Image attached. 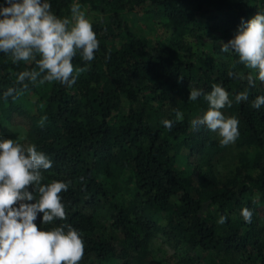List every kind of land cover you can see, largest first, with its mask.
<instances>
[{
  "label": "trees",
  "instance_id": "1",
  "mask_svg": "<svg viewBox=\"0 0 264 264\" xmlns=\"http://www.w3.org/2000/svg\"><path fill=\"white\" fill-rule=\"evenodd\" d=\"M74 2L93 13L99 50L91 62L74 58L87 71L72 87L29 83L17 99H5L8 88L22 87L16 74L35 64H13L0 53V131L23 127L19 142L52 161L43 183L70 182L61 193L66 219L42 224L38 214L34 223L78 230L85 245L79 264H264V105L251 106L264 88L229 77L251 70L203 42L236 34L242 21L264 13V0H49L58 17H70ZM134 11L156 20L161 40L131 29L125 18ZM213 84L233 101L225 116L239 121L226 171L218 168L224 146L217 133L191 125L208 104L203 96L190 101V91L208 93ZM245 89L248 100L236 103ZM243 208L253 212L251 223ZM156 240L171 254L157 259Z\"/></svg>",
  "mask_w": 264,
  "mask_h": 264
},
{
  "label": "clouds",
  "instance_id": "2",
  "mask_svg": "<svg viewBox=\"0 0 264 264\" xmlns=\"http://www.w3.org/2000/svg\"><path fill=\"white\" fill-rule=\"evenodd\" d=\"M70 13V17H58L49 0H3L0 53L13 64H35L32 70L16 74L15 82L22 87L8 88L5 99H17L28 90L29 83L58 82L72 87L79 75L87 71L74 67L73 60L77 56L85 62L94 60L99 41L80 3H72ZM220 44L222 53L233 52L238 56L237 63L251 70L246 77L229 71V77L247 79L250 88L255 87L257 80L264 83V13L258 12L246 23L242 21L234 38ZM201 96L208 109L202 117L191 121L192 127L206 126L217 133L221 146L234 143L239 136V121L235 116L226 117L222 111L232 107L228 91L220 84H213L208 93L193 88L189 100L196 101ZM248 98L245 89L235 95V102ZM262 105L264 95L256 97L251 106L259 109ZM175 116L182 121L184 113L176 110ZM46 120V116L42 117L40 125ZM162 123L166 128L172 127L169 120ZM52 166L49 157L38 151L35 144L0 137V264H79L83 259L84 240L70 224L41 230L34 223L38 214H42V224L66 219L61 193L68 191L70 182L43 183V171ZM241 215L245 222L251 223V210L243 208ZM226 219L222 215L217 223L223 225Z\"/></svg>",
  "mask_w": 264,
  "mask_h": 264
},
{
  "label": "rangeland",
  "instance_id": "3",
  "mask_svg": "<svg viewBox=\"0 0 264 264\" xmlns=\"http://www.w3.org/2000/svg\"><path fill=\"white\" fill-rule=\"evenodd\" d=\"M82 10L85 11L86 17L92 21L93 13L88 12L83 7H82ZM125 19L128 20L127 22L129 23L131 29L134 32L138 31L141 35L145 36L150 42L159 41L165 35L164 30H162V27L159 26L158 23H156V20L152 18L147 19L144 13H137L134 11L130 13ZM214 36L216 37V39L206 38V39H203V42L214 43L215 51L217 52V55L219 56L223 54L220 51V48H221L220 43L221 42L227 43L229 40L234 38L235 34L231 35V37L229 38H217L218 35L216 34ZM222 59L227 60V58L225 59V57ZM257 81L264 88V83L260 82L259 80ZM0 134H1L0 137L5 138V139L22 140L25 136V129L21 126L7 125L1 129ZM217 138L220 140L218 135H217ZM235 156H236V150L234 149V143L224 146L223 153L221 154L219 158L218 168L222 171L231 169L233 167ZM152 248L154 250V254L157 259L159 258L161 259L165 255L171 254V250L167 248L163 243H161L160 240H156L152 244Z\"/></svg>",
  "mask_w": 264,
  "mask_h": 264
}]
</instances>
